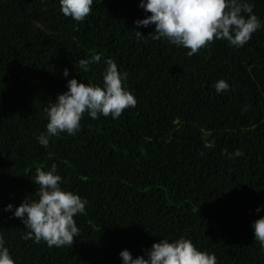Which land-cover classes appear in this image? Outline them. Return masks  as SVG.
I'll use <instances>...</instances> for the list:
<instances>
[{
	"label": "trees",
	"instance_id": "16d2710c",
	"mask_svg": "<svg viewBox=\"0 0 264 264\" xmlns=\"http://www.w3.org/2000/svg\"><path fill=\"white\" fill-rule=\"evenodd\" d=\"M248 2L264 21V0ZM138 4L94 0L77 24L59 0H0V234L16 264H122L124 249L135 258L180 236L218 264H264L251 228L264 216V28L242 48L214 40L190 56L154 40V25L136 29L150 15ZM96 53L128 72L136 106L115 120L85 113L75 136L40 146L67 79L101 82L102 63L79 69ZM221 79L230 87L217 94ZM53 163L88 200L72 248L22 239V221L3 212L36 199L35 169Z\"/></svg>",
	"mask_w": 264,
	"mask_h": 264
},
{
	"label": "clouds",
	"instance_id": "9594fccd",
	"mask_svg": "<svg viewBox=\"0 0 264 264\" xmlns=\"http://www.w3.org/2000/svg\"><path fill=\"white\" fill-rule=\"evenodd\" d=\"M93 5L94 0H59L61 13L77 24L88 18ZM138 7L150 15L134 20L136 29L154 25V40L164 39L171 45L188 49L190 56L214 40L242 48L254 32L264 28V21L254 14L248 0H139ZM135 35L138 39L144 37L139 30H135ZM101 63L103 70L99 84L67 79V90L57 94L54 102L44 109L46 131L36 137L40 146L47 148L51 138L61 134L75 136L81 129L85 113L91 119L111 116L115 120L125 109L136 106V98L127 84L128 72L120 71L112 58H103L102 54L96 53L80 59L79 69L88 73L91 65ZM62 75L69 76L67 68L63 69ZM229 87L223 79L214 85L217 94L228 91ZM33 182L37 186V198H26L18 206L8 203L3 212L22 221L27 230L22 239L36 243L43 241L49 247L72 248L74 237L81 236L76 218L86 214L88 200L62 187L67 181L58 173L55 163L47 170L37 167ZM262 210L264 205L257 206L255 212ZM251 228L254 239L264 251V216L255 220ZM119 257L122 264H218L214 253L200 249L184 236L159 238L143 255L135 258L124 249L119 252ZM0 264H16L2 234Z\"/></svg>",
	"mask_w": 264,
	"mask_h": 264
}]
</instances>
